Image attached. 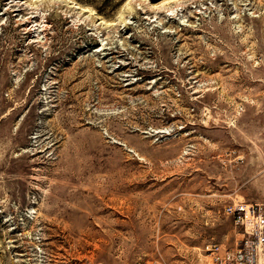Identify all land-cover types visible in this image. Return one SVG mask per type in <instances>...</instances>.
Listing matches in <instances>:
<instances>
[{
	"label": "rangeland",
	"instance_id": "rangeland-1",
	"mask_svg": "<svg viewBox=\"0 0 264 264\" xmlns=\"http://www.w3.org/2000/svg\"><path fill=\"white\" fill-rule=\"evenodd\" d=\"M237 203L264 211V0H0V264H214Z\"/></svg>",
	"mask_w": 264,
	"mask_h": 264
},
{
	"label": "built area",
	"instance_id": "built-area-1",
	"mask_svg": "<svg viewBox=\"0 0 264 264\" xmlns=\"http://www.w3.org/2000/svg\"><path fill=\"white\" fill-rule=\"evenodd\" d=\"M242 237L235 247L222 248L219 244L207 247L214 264H259V253L264 249V211L258 204L237 203L227 207Z\"/></svg>",
	"mask_w": 264,
	"mask_h": 264
}]
</instances>
